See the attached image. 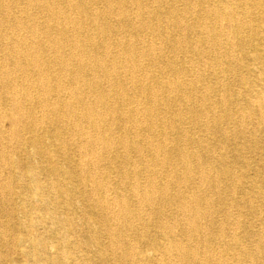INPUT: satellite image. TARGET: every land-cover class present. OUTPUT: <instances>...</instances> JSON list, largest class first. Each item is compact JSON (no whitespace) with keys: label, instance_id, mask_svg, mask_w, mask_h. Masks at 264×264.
Instances as JSON below:
<instances>
[{"label":"bare ground","instance_id":"1","mask_svg":"<svg viewBox=\"0 0 264 264\" xmlns=\"http://www.w3.org/2000/svg\"><path fill=\"white\" fill-rule=\"evenodd\" d=\"M262 27L264 0H0V212L24 210L12 203L5 175L22 127L41 160L38 171L18 161L16 173L31 178L36 194H53L33 206L45 211V237H32L35 220L20 223L29 236L20 242L32 243L39 263L264 264V230L246 229L256 245L240 246L239 223L217 218L231 203L209 191L219 190L221 178L248 176L249 165L239 173L225 154L201 153L206 135L216 136L217 148L229 127L236 138L252 132V118L264 129V82L250 77L253 69L264 72V49L244 48L263 43ZM255 140L244 146L261 151L262 136ZM57 159L64 166L51 168ZM100 172L116 174L120 189L112 192ZM37 173L48 179L46 190ZM66 210L76 216L67 220ZM65 224L89 230L69 243L73 258L63 244Z\"/></svg>","mask_w":264,"mask_h":264},{"label":"rangeland","instance_id":"2","mask_svg":"<svg viewBox=\"0 0 264 264\" xmlns=\"http://www.w3.org/2000/svg\"><path fill=\"white\" fill-rule=\"evenodd\" d=\"M262 28L264 30V27ZM244 48L246 51H249L250 54H253V52L258 48L264 49V39H263L262 44L247 43ZM169 54L170 53L168 51L165 52V55H169ZM235 54H236V59L238 60L239 51L237 50ZM180 57H181V53H179L177 58H180ZM251 66L253 68L254 67L261 68L255 62H252ZM194 68H197V67H194ZM237 68H238V71L246 73V70L242 66L241 61L238 62ZM254 70L256 71V69H253V71ZM255 71L253 75H251L250 77L253 80L254 84L261 86L263 85L262 82H264V80H259V79H264V72L259 73ZM225 76L231 77L229 72H226ZM238 88H241V87L238 85L234 86V89H238ZM251 120L252 121H249L246 124V126H248L247 127L248 130L252 131L251 133L248 132L247 134L244 135V137L236 138L232 136L233 131L230 130L231 128L229 127L228 128L229 129L228 131L229 139L225 141L223 140L217 148L212 146L214 140L217 139L216 136L206 135L205 137L206 139L205 138L204 139L207 140L206 144L208 145V147H205V149H203L201 152L202 156L204 157L205 155L218 156L220 154H225L228 165L234 166L237 171L239 170L238 171L239 173L241 172L240 170L243 169L242 168L243 165H249V168H247L248 176L240 177L236 181H231L230 179L225 180L224 178H221V181L219 182V188H218L219 190H215L211 188L209 189L213 197L215 198L219 197L222 202H227L229 204L231 203L229 213L222 214V212H219V215H217V218L226 219L227 217L231 220V222L237 221L239 223V226L237 228V234L240 237V241H239L240 246L243 245L244 247H247L248 249L254 248L256 243L255 241L253 242V239H250L246 235V229H257V230L263 229L264 230V202L261 203L262 199L260 197L259 198L256 197V193L260 192L261 193L260 195H262V193L264 192V189L262 188V184L259 181L260 177L256 175V170H255L256 165L258 166L261 165L260 162L258 163V160H260L261 158L264 160V129L263 127L259 126L255 122V118H252ZM46 130L47 128L45 127L44 129H41V131L39 132L41 134H45ZM138 131L140 132L139 129ZM21 133H22V138H21L20 146H18L19 149H17L16 158L15 160H12L9 163H7V166H6L7 170H9V168L10 170L6 171L5 175L8 176V181L10 182V185H11L10 190L13 191V194H11L10 196L12 203H15V205L20 204L21 206H23L24 210L21 213H17L18 211L15 210L16 213L9 217H3V214L0 212V219H1L0 223L5 225L7 223L6 221L8 220V224L6 225L5 231H3L5 234L3 243L0 244V264H27V263L53 264L51 261L47 260L48 257L47 258L44 257L45 259L44 262L39 263L38 260L40 258V255L37 252H35L33 248L31 249L32 243L29 242V240L23 243L20 242L21 237H24V238L26 237V239H28L29 237V236H26L27 231L21 228L20 226L21 225L20 223L22 222L31 223L32 221L34 222L35 220L34 225L30 227V230L32 231V237H34L35 239L40 238V237H45L48 234L47 233L48 224L43 218H41L42 215H44L43 213L45 211L42 208H40L41 206L40 207L36 206L35 208L33 206L38 203L40 204L41 201L48 200V199L50 200L53 196V194L49 192L46 194V191H40L39 195L36 194L35 190L30 188V184L32 182L31 178L26 173H21L20 175H17L16 171H18V164H17L18 161H21L25 165L36 167V170L38 171V167L40 166V160H41L40 156L37 153L35 146L31 143L29 134L22 127H21ZM259 135L262 136L263 138V142H261V148H262L261 151H257L256 149L244 146V144H247L249 146L253 145L256 141L255 137L257 138L259 137ZM46 144L49 145L50 142L46 141ZM132 155L135 156V153L132 152ZM207 156L205 158H207ZM233 162H235L234 165H232ZM52 163L53 164L51 168L55 165L60 166V167L64 166V163L62 160L57 159L56 162H52ZM108 163H109V160H105V158L102 160V165L104 164L108 165ZM203 163L204 165L208 166L209 163L211 162L204 159ZM102 165H100L101 171L106 170V168H104ZM213 168H214V171H212L211 175H214V173L216 172L215 170L219 169L217 164H215V166L213 165ZM7 173H10V174H7ZM101 174L104 176L103 179L110 180L112 192L118 191L120 189L117 178H116V174H112L110 178L104 175V173L100 172V175ZM262 175L264 176V171ZM36 180L39 181L41 187L44 188V190H46L47 186H49V181L45 177L44 174L37 173ZM249 180L251 181L256 180L257 182L255 185L248 184L247 182H249ZM232 184H234L233 186H235V191L233 193L230 192L228 189L230 186H232ZM5 190H7V188ZM14 192L16 194H14ZM18 194L21 197V199L18 196ZM58 199L62 200L63 198L62 196H59ZM52 201H55V196L53 197ZM251 203H253L254 205H257V207L260 210L255 211L256 213L252 212L250 208ZM258 203H260V206L258 205ZM150 212H152V215L150 216L151 219L149 217V227L148 228L151 233H154L157 230L155 228L156 226L154 225V216L156 213L153 210H151ZM64 215L66 219L67 217L69 219V217L76 216L75 212L73 213L72 211H67V210ZM82 223L83 221H81V224ZM230 227L231 226H228L226 228L227 234H229ZM60 228L63 229L65 232H67L66 241H64L63 244L67 250L69 257L73 258L74 256L72 254L69 243H71L72 241L82 242V240L88 235L89 230L88 228H85L82 226L70 227L68 224H65L64 228L62 227ZM176 234L178 235L179 232L176 231ZM12 238L14 241L12 240ZM226 238L228 239V237ZM208 243L212 244L209 241ZM214 244L216 245V247L218 246L223 247V244L217 245V242ZM138 247H139L138 249H141L142 247L147 249L146 246H144V244H141L140 242L138 243ZM25 251H29V253L25 254L24 253ZM226 252L231 254L232 249H228L226 250ZM182 263H184V261ZM227 264H232V263L231 261H227Z\"/></svg>","mask_w":264,"mask_h":264}]
</instances>
